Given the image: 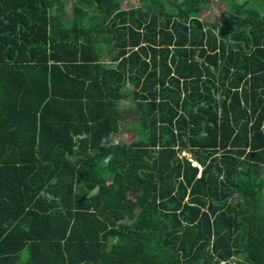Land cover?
<instances>
[{
	"label": "trees",
	"instance_id": "obj_1",
	"mask_svg": "<svg viewBox=\"0 0 264 264\" xmlns=\"http://www.w3.org/2000/svg\"><path fill=\"white\" fill-rule=\"evenodd\" d=\"M128 1L0 0V264H264V0Z\"/></svg>",
	"mask_w": 264,
	"mask_h": 264
},
{
	"label": "rangeland",
	"instance_id": "obj_2",
	"mask_svg": "<svg viewBox=\"0 0 264 264\" xmlns=\"http://www.w3.org/2000/svg\"><path fill=\"white\" fill-rule=\"evenodd\" d=\"M218 3L217 0H213V4H210V6H208V8H202L199 12V19L203 20V21H206V22H210V23H216L218 21V18H217V12H216V9L214 8V3ZM130 3L131 5L133 4V6L136 5V1L135 0H130ZM129 1L128 2H123L122 4V7L124 8H127L128 4H130ZM71 3L68 2V5H70ZM68 9H67V14H68ZM129 99V98H128ZM127 101H120L119 102V108L122 107L123 105L124 106H127L126 104ZM132 107V105H129ZM129 127L135 131V130H138V131H141L140 129H138L137 125L133 124V125H129ZM128 127V129L130 130V128ZM129 130H125V131H122V134H118L116 135L115 137H113V140L116 142L118 140H121L122 142L124 143H129L130 142V133H129ZM137 131V132H138ZM131 137L133 138H136V139H139V140H142L144 141L146 138H145V134L141 132V134H138V133H134ZM187 154H185L186 156ZM24 254V253H23Z\"/></svg>",
	"mask_w": 264,
	"mask_h": 264
},
{
	"label": "built area",
	"instance_id": "obj_3",
	"mask_svg": "<svg viewBox=\"0 0 264 264\" xmlns=\"http://www.w3.org/2000/svg\"><path fill=\"white\" fill-rule=\"evenodd\" d=\"M181 155H185V153L182 152ZM186 158L188 159V161L191 163V165L193 167L197 168L199 171L201 170V167L196 162H194L193 160H191L188 155H186Z\"/></svg>",
	"mask_w": 264,
	"mask_h": 264
},
{
	"label": "clouds",
	"instance_id": "obj_4",
	"mask_svg": "<svg viewBox=\"0 0 264 264\" xmlns=\"http://www.w3.org/2000/svg\"><path fill=\"white\" fill-rule=\"evenodd\" d=\"M107 163V161H105V164Z\"/></svg>",
	"mask_w": 264,
	"mask_h": 264
}]
</instances>
